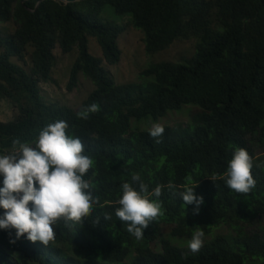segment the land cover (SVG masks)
I'll list each match as a JSON object with an SVG mask.
<instances>
[{"label":"trees","instance_id":"16d2710c","mask_svg":"<svg viewBox=\"0 0 264 264\" xmlns=\"http://www.w3.org/2000/svg\"><path fill=\"white\" fill-rule=\"evenodd\" d=\"M106 5L120 21L103 19ZM124 17L143 32L146 53L195 39L194 53L152 62L138 80L117 83L103 59L120 60ZM9 21L16 25L12 32L0 28V101L16 113L0 121V153L13 150V139L34 144L45 125L65 121L66 135L79 137L82 154L92 159L83 179L98 203L80 223L58 219L47 245L23 235L10 243L14 229L0 230V264H264V229L248 230L264 216V0H0V24ZM89 37L102 58L90 53ZM57 44L63 53L77 48L67 89L78 85L80 74L94 85L77 109L41 95ZM26 56L29 69L13 60L28 63ZM91 104L96 111L77 115ZM185 107L196 108L186 125H161L159 137L138 126ZM235 148L251 158L255 184L247 194L229 190L222 179ZM133 173L149 191L161 186L162 214L140 240L115 217L120 185ZM185 184H196L198 212L183 205ZM163 224L171 225L168 238ZM221 225L229 231L205 238ZM195 228L204 238L192 253L174 239L191 238ZM159 237L161 249L154 250Z\"/></svg>","mask_w":264,"mask_h":264},{"label":"clouds","instance_id":"9594fccd","mask_svg":"<svg viewBox=\"0 0 264 264\" xmlns=\"http://www.w3.org/2000/svg\"><path fill=\"white\" fill-rule=\"evenodd\" d=\"M96 110L97 106L91 104L77 115L86 118L88 112ZM67 127L63 120L48 123L39 130L34 144L13 139V150L0 153V230L14 229L10 243L23 235L30 242L47 245L54 239L53 229L58 219L66 224L80 223L98 203L89 183L83 179L92 159L82 154L84 145L79 137L66 135ZM163 131L161 125L153 123L147 134L155 138ZM251 168L247 150L235 148L222 176L225 186L235 193L247 194L255 184ZM195 186L185 184L179 196L184 206L193 205L194 212H198L202 197L194 194ZM167 187L172 189L173 185L169 183ZM160 195L159 184L149 191L135 173L129 181L121 183L115 217L126 224V231L136 240L162 214L158 200L151 199ZM104 219L109 221L110 217L105 214ZM203 238L204 232L195 228L186 242L187 249L196 253Z\"/></svg>","mask_w":264,"mask_h":264},{"label":"rangeland","instance_id":"374dc122","mask_svg":"<svg viewBox=\"0 0 264 264\" xmlns=\"http://www.w3.org/2000/svg\"><path fill=\"white\" fill-rule=\"evenodd\" d=\"M102 17L105 20L120 21L119 16L114 12L112 6L110 5H106L104 7ZM122 21V23L126 25V29L119 35L118 38V44L121 49L120 60L116 64H110L107 63L105 59H103V65L106 67V69L113 76L114 80L117 83H125L138 80L140 72L152 62L162 60L179 61L182 58L189 57L194 53L195 39H176L165 50H161L150 55L145 51L143 32L131 25L128 21V18L124 17L122 18ZM15 27L16 25L13 21L0 24V28L5 33L12 32ZM88 49L92 55L101 58L103 57L101 47L94 37L88 38ZM53 53L56 57V63L51 71V80L47 82H41L39 84L41 88L42 98L45 102H57L76 109L92 91L94 85L90 79L80 74L78 85L73 90H68L67 83L69 81L70 68L77 56V48H73V50L69 53H63L61 48L57 44L53 49ZM26 57L25 61L27 60L28 63H24L17 58H13V60L18 64L24 66L26 69H29V59L28 57ZM195 109L196 108H192V110L190 111L188 107H185L179 111H171L165 117L159 118L156 121L149 119L138 123V126L150 128L153 123H157L159 125H174L177 123L186 125L191 116V112ZM15 113L16 111L14 107H12L8 101H0V121H8L12 119ZM262 149V146H256L257 153H260ZM154 199L157 200L156 197ZM251 229H255L262 233L264 229V216L260 220L256 221L254 225H251L248 230ZM170 230L171 225L163 224L161 226V235H163L162 237L168 238V233L170 232ZM228 231L229 230L224 225H221L219 227L213 228L211 234L206 236L205 238L209 239L216 234L227 233ZM160 237L151 242V247L154 250L161 249ZM189 239L190 238H181L174 239V241L177 240L179 241V243H182L186 247V242ZM68 248L71 254L76 253L72 246L69 245Z\"/></svg>","mask_w":264,"mask_h":264},{"label":"water","instance_id":"95a60500","mask_svg":"<svg viewBox=\"0 0 264 264\" xmlns=\"http://www.w3.org/2000/svg\"><path fill=\"white\" fill-rule=\"evenodd\" d=\"M39 3V2H38Z\"/></svg>","mask_w":264,"mask_h":264}]
</instances>
